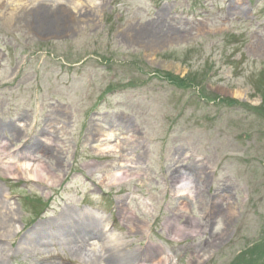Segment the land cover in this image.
I'll return each mask as SVG.
<instances>
[{"label": "rangeland", "instance_id": "374dc122", "mask_svg": "<svg viewBox=\"0 0 264 264\" xmlns=\"http://www.w3.org/2000/svg\"><path fill=\"white\" fill-rule=\"evenodd\" d=\"M228 1L52 0L60 32H38L25 15L19 36L0 33L7 48L0 51V142L11 146L7 160L34 150L52 174L46 183L24 173L10 180L2 170L0 190L15 219L1 232L0 264L58 254L73 264H106L108 247L121 264L166 255L169 264H233L264 244V117L243 106L263 102L253 81L264 49L251 50L253 36L264 40V0H242L247 19L229 16ZM156 28L177 38L131 40ZM50 122L60 126L51 142L39 137ZM103 126L115 130L109 148L116 152L101 141L114 139ZM186 153L202 157L201 171L193 196L180 197L177 165ZM208 193H219L221 206L214 195L205 208ZM67 208L93 216L99 230L112 223L115 246L91 240L79 250L58 238L19 252L28 230ZM177 227L187 233L177 236ZM263 249L236 263L264 264Z\"/></svg>", "mask_w": 264, "mask_h": 264}, {"label": "bare ground", "instance_id": "6f19581e", "mask_svg": "<svg viewBox=\"0 0 264 264\" xmlns=\"http://www.w3.org/2000/svg\"><path fill=\"white\" fill-rule=\"evenodd\" d=\"M240 2V3H238ZM242 0H234V1H228L227 3V13L231 17H247V7L242 5ZM239 4V6H236L233 10H231V6L234 4ZM33 24L34 27L37 28L38 32H60L58 22L55 20L52 21V18L49 16H45L44 13H40L37 17H34ZM62 23L60 24V26ZM66 27V24L64 25V29ZM171 33V32H170ZM170 33L163 32V31H151L147 33L140 34L136 32L132 37L131 40L136 41L137 43H154L155 45H158V43L162 44L163 41H168L170 39H176V36H171ZM159 44V45H160ZM251 45V44H250ZM150 46V45H149ZM252 47L254 50L251 51H258L262 52L264 49V41H260L257 36H253L252 40ZM10 130H12L11 126H7ZM5 130V126H0V131ZM108 136V134H106ZM105 139V138H104ZM103 140V139H102ZM107 151H110L109 145L105 146ZM37 155V154H36ZM30 159L27 161H23L20 165L18 170L21 171L23 169L24 171L29 170V176L32 179L35 180H45L46 183H50V178L52 177V174L50 173L49 169L45 167V163L42 162V160H39L40 158ZM3 164V163H1ZM11 168L10 166L5 167ZM26 173V172H25ZM18 174V172H14L13 175ZM105 175H102L100 180H104ZM4 194L2 190H0V237L2 230H5L6 232H9L11 227L14 225H10L13 219L12 210L8 207V202L3 198ZM10 210V211H9ZM93 216L89 217L85 213H77L72 211L71 209H66L61 216L57 217L55 220H48L45 222H40L37 225H35L32 229L28 230L24 238L21 240L22 243L20 245H25L24 247H19V252L22 251H28L24 250L28 248H34L37 247L43 243L48 241H55L58 238H69L71 239L75 234H77V241L83 242L85 240V237L88 235L90 236L89 240H96L99 243L109 242L106 244H109L110 246H115L114 240H112L114 237L111 234H104L103 230L107 232L109 226L107 225V222L103 223V230H99V224L97 219L92 218ZM74 239V243H75ZM1 240V238H0ZM108 252L110 251V254L107 257V263L106 264H121V261L116 257V254L113 251H116L112 247H108ZM45 264V263H44ZM152 264H161V262L157 261Z\"/></svg>", "mask_w": 264, "mask_h": 264}]
</instances>
